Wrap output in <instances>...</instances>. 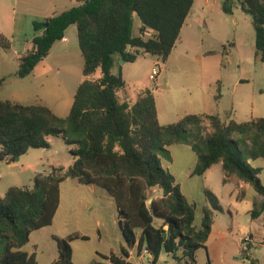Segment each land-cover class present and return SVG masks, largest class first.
<instances>
[{"label":"trees","instance_id":"obj_1","mask_svg":"<svg viewBox=\"0 0 264 264\" xmlns=\"http://www.w3.org/2000/svg\"><path fill=\"white\" fill-rule=\"evenodd\" d=\"M241 2L254 25L255 57L264 63V0ZM194 3L88 0L45 21H34L33 50L20 59L17 77L31 75L55 43L65 38L69 27L76 25L86 79L79 85L67 117L43 104L0 100V162L15 163L31 149L49 148V137H62L67 145L75 146L71 150L75 161L67 170L59 167L51 174H36L32 189L12 186L0 198V264H37L36 253L23 249L33 232L53 224L61 205V185L67 179L97 185L115 198L128 248L137 247L139 255L147 249L153 264L162 253L181 264H197V253L207 250L215 214L223 207L214 192L204 189L208 205L203 208L201 227L196 226V204L188 200L175 176L162 164L163 159L172 161L168 147L175 144L189 145L197 155L193 176H203L222 163L225 183L234 177L251 184L263 196L261 202L254 203L251 216L256 219L264 213L261 169L250 163L264 160V117L223 122L217 114H188L178 122L162 125L152 89L140 92L134 103L120 99L127 82L121 70L113 73L115 57L134 63L146 53L167 61ZM222 9L232 15L233 1L223 0ZM136 18L141 22L139 34H135ZM147 29L156 34L140 36ZM11 45V40L0 33V48L9 50ZM37 55L41 57L35 59ZM98 71L101 76L90 79ZM5 80L0 79V91ZM220 96L218 90L216 99ZM206 120L211 134L206 133ZM155 188L162 196L148 204ZM238 197L243 199L245 192ZM157 219L162 220L160 227L155 226ZM54 238L59 259L53 264H76L73 238ZM247 250L243 251L244 258H249ZM100 256L110 264H133L127 248L121 255Z\"/></svg>","mask_w":264,"mask_h":264},{"label":"crops","instance_id":"obj_2","mask_svg":"<svg viewBox=\"0 0 264 264\" xmlns=\"http://www.w3.org/2000/svg\"><path fill=\"white\" fill-rule=\"evenodd\" d=\"M68 1L67 0H0V33L4 34L7 38L11 40L12 45L9 50L13 51V55H14L12 60L11 59L8 60L7 57L5 56L6 54H1L0 52V79L6 78L3 87L1 88L0 95L9 80L12 81L11 85H13L12 88L11 85L9 88L10 97H6V99L0 98V100L2 101L9 100L24 105L43 104L50 107L57 115L61 117H67L69 115L72 105L74 103V98L77 89L79 85L86 79L84 73L81 75L80 73H78V71L77 72L73 71L70 68V66H72L75 63V59H77L78 69L81 68L83 70L84 67V58L81 49L79 47L77 26L72 25L71 27H69V29L66 31L65 38L63 40L56 42L53 48L51 49L49 55L45 57L35 67L33 73L23 79L17 77V72L19 69V61L29 51L33 50V41H32L33 36L31 38L25 39L24 43L16 42V33H17V25L19 23V16L24 19V22L27 26L30 25L33 28L34 21H45L50 17L61 14L62 12L67 11L72 7L76 6L75 3L71 2L70 0ZM222 3L223 0H195L193 8L181 30L180 38L177 41V43L179 41H182L183 36L185 35L186 40L189 42L191 41L193 45H195L196 53H194L193 61H195L197 64L199 63V65L202 68L201 75L197 76L198 77L197 88L201 91V93H199L195 97L192 96L189 100L192 103L196 104L197 111H192L188 114H200L204 116L217 114L220 116L223 122H228L229 120H235L239 122L238 120L239 108L247 104L249 105L248 111H244V114H242L243 119H241L242 120L241 122L249 121L253 118L264 117V115L258 114L259 111L264 112V100L261 99L256 100V98L252 99L251 96L247 94H241L238 100L235 99V94L241 91L240 87H242L245 84H248L250 79H246L241 74L237 75L235 72H232L228 69H225L224 70L225 72H222L220 78H218L210 70L209 68L210 65L205 66L206 62H209L210 56L214 54L212 53L213 51H209L207 50V48L203 46L202 36L203 35L205 36L204 30H206V28L209 29L211 28L216 17H220L221 14L228 15L224 13L222 9ZM238 10H243V7L241 6L234 7V12L232 16H235L236 11ZM140 27H141V22L138 18H136L135 34H139ZM177 43L172 53L178 50ZM233 46L235 48L234 44ZM0 50H5V49L0 48ZM129 50L134 51L133 48H129ZM189 54L190 52L188 49L186 52H183V55L185 56H189ZM141 55L150 56L149 54L146 53H142ZM169 58L167 59V61L169 60ZM118 59L120 60V58ZM167 61H165L164 63H167ZM136 62L134 63L126 62L120 64V67L118 69L119 70L118 73L121 70L122 75L125 81L127 82L126 89L120 92L119 95L124 93L122 95L127 99L126 101H129L131 103H134L136 101L137 96L140 92H142L147 88L152 89L151 86L148 85H142L134 89L130 87V83H134L135 78L133 75V70L131 67H129V65H134L136 64ZM160 75L158 77H160ZM100 76H101V72L98 71L95 75L91 76L90 79H97ZM213 86H216L214 92H212ZM54 89L55 90L57 89L59 91L62 90L64 96L67 99L64 97L65 98L64 100L61 99L58 100V102L53 105H48L45 98L49 96H54V93L52 92ZM208 89H210L211 91L207 93ZM227 89H231V92L233 93V101L230 103L229 107L225 109L224 107H222L221 110V105L224 101L226 95L225 91ZM218 90H220L221 93L219 100L216 99ZM153 92L155 94L154 90ZM165 92L167 91L162 90V93ZM261 95H264V93H262ZM68 97H70V99ZM155 98H156L160 123L162 125L168 124L167 122L162 121V118L164 117V110L166 111L167 109H164L163 106L162 109L163 117H161V108L158 100L159 96H156L155 94ZM213 103L216 104V106H218V109H220V111L212 113ZM208 123L209 121L206 120L205 124L210 125ZM49 142H50L49 148L41 149L42 152H36L37 155H40L41 161H32L29 159L24 164H21L22 168L27 167L30 171L32 169L36 170L32 179L33 182L32 187H27L29 189H32L34 186V177L36 174L48 173L53 168H59V167H63L65 168V170H67L71 165H73L75 161V158L71 153L72 156L69 158L67 157V159L65 160L66 163L70 164V166L67 168L64 165H62L63 163H61V161L57 158L58 151H56L54 154L48 157V153L51 152L54 147L52 137H49ZM75 148H76L75 146L71 149L68 148L67 151L71 152V150ZM33 150L34 149L29 150L27 154L20 157L19 160H16L15 163H11V164H8L6 162H0V163L7 164L9 167H16L21 163V161L25 157H29L28 155H31V153H33L32 152ZM45 161L47 162L44 163ZM250 163L252 164L253 167L261 169L260 178L262 183L264 184V160L263 159L250 160ZM218 164H221L223 169V164L222 163H218ZM216 165L210 168L203 176H199V177L201 178L206 177L205 178L206 180L211 179L215 173ZM192 172L190 176H193ZM223 173H224L223 177L225 179L226 175L224 169H223ZM71 181H74L75 183L81 185V187L84 189V191H86L89 194V196H92L96 199L93 202H89V201L86 202L83 207V212L78 214V217L80 219L88 216L89 217L91 216L94 219L93 235H90L85 231H80L79 229L75 231L72 228L71 222H66L63 219L62 220L58 219V213L62 205L61 202L60 208L57 212L53 224L49 227L33 232L30 236L29 243L24 247L23 250L29 254L36 253L37 264H53L59 259V249H58L57 241L54 238L55 236L59 238L72 237L73 240L71 244L73 247V252H74V242L80 240L83 241L92 240V236H93L98 241L96 252L99 261H97L96 263L101 262L105 264H110L109 261L102 259L100 255H105V256H111L112 254L121 255L123 248H127L130 254L129 261L132 262L133 264H136L133 262L134 255L137 254L140 258L142 257L138 254L137 247L128 248L127 246V243L124 239L123 233L119 225L118 206L115 198L111 196L107 190L97 185L94 184L83 185L79 183L78 180L67 179L65 182L62 183V185ZM230 182L236 184V191L235 193L232 194L234 197V202L232 207L236 209V211L239 213L240 207H242L243 203H246L244 204L245 208L251 214L254 209V203L261 202L263 200V196H261L259 193L256 192V194H254L251 197V199H249L248 191L250 187H253L251 184L241 182L234 177L231 178L227 183L225 182L224 183L228 184ZM14 186H18V185H14ZM19 187H25V186H19ZM208 187L211 188L210 186ZM209 188L205 187L204 189H209ZM8 189L5 191V193L8 191ZM153 191L157 193L156 198L162 196L161 190L155 188L153 189ZM211 191L214 192L213 190ZM242 191L245 192V197L243 199H239L238 196ZM5 193L3 192L0 193V198L3 197ZM189 201L191 203H194L191 200ZM47 229H50L51 232H46ZM214 230H215V217H214V224L212 227V231ZM221 233L223 235L232 234L226 231H221ZM246 236H250L253 241L252 243L249 244H245L243 241L244 243L243 247L244 249H248L247 251L249 253L251 251V248L254 245H256V241H258L259 239H264V213L260 217L253 219V227L244 234V237ZM43 246H47L48 248L50 247L48 252L43 249ZM74 262L77 263L75 260V252H74Z\"/></svg>","mask_w":264,"mask_h":264},{"label":"rangeland","instance_id":"obj_3","mask_svg":"<svg viewBox=\"0 0 264 264\" xmlns=\"http://www.w3.org/2000/svg\"><path fill=\"white\" fill-rule=\"evenodd\" d=\"M204 31L205 36H202V44L207 50L213 51L212 53L214 54L210 56L209 62H206L205 66L210 65V70L218 78H220L222 72H225V69H228L237 75L241 74L246 79H250L248 84L240 87L242 92H237L235 99L238 100L241 94H247L252 99L264 100V95H261L264 93V63L258 61L255 57V29L252 18L243 10L236 11L235 16L221 14L220 17L215 18L211 28H206ZM33 35L34 29L30 25L27 26L24 19L19 16L16 42L24 43L25 39L31 38ZM177 46L178 50L171 54L167 63H164L158 56L141 55L136 64L129 65L133 70L135 78L134 83H130V87L134 89L142 85L151 86L156 96H159L161 117H163V106L164 109H167L166 111L164 110L162 121L168 124L178 122L184 116L188 115V113L197 111L196 104L189 100L192 96L195 97L201 93L197 88V76L201 75L202 68L199 63L197 64L193 61L194 53H196L195 45L191 41H187L184 35L182 41L177 43ZM187 49L190 52L189 56L183 55V52H186ZM0 52L1 54H6L5 56L8 60H12L14 56L13 51L10 50H0ZM118 58L119 56H116L115 66L113 68L114 74L118 73L120 64H123V60H119ZM156 66L161 68V75L157 80H150V75ZM70 68L73 71H78L81 75L83 74V70L77 68V59H75V63ZM11 84L12 81L9 80L0 95L1 99L10 97L9 88ZM215 89L216 86H213L212 92ZM162 90L167 92L162 93ZM210 91L208 89L207 93ZM52 92L54 96L45 98L48 105H53L58 100H64L66 98L62 90L54 89ZM122 94L120 95V99L126 101L127 99ZM225 94L221 110L222 107L224 109L229 107L233 101L231 89H227ZM68 98L70 99V97ZM248 107L249 105L245 104L239 108V122L242 121V114H244V111H248ZM212 111V113H215L220 111V109L213 103ZM258 114L264 115V112L259 111ZM205 127L206 133L211 134L213 131L211 125L205 124ZM52 140L54 147L48 153V157L58 151L57 158L63 163L62 165L68 168L70 164L66 163L65 160L72 155L67 149H71L74 146L67 145L62 137H52ZM168 149L171 152L172 161L163 159V167L175 176L177 183L182 187L183 193L189 200L196 204V226L201 227L203 208L208 205V201L204 195L205 187H211L209 189L213 190L219 197L224 209V211L218 212L215 215V230L209 236L207 250L201 249L198 251L197 264H210L209 260L211 264H252V260H256V264H264V239L256 241V245L251 248V251L249 253L247 251L249 258H244V234L253 227V218L245 208L244 204L246 203H243L242 207H240L239 213L232 207L234 202L232 194L236 191V184L233 182L228 184L224 183L222 165L217 164L215 166V173L209 180H206V177L190 176L197 161V155L191 146L175 144L169 146ZM32 152L31 155H28L29 157H25L16 167H9L7 164L0 163V193H5L9 187L14 185L32 187V179L36 170L32 169L30 171L27 167H21V164H24L29 159L32 161H41L40 155L36 154V152H42L41 149H34ZM61 191L62 205L58 213V219L71 222L72 228L75 231L79 229L80 231H85L93 235L94 219L91 216L80 219L78 214L83 212V207L86 202H93L96 199L89 196L81 185L74 181L63 184ZM254 194H256V191L253 187H250L248 198L251 199ZM151 196L152 198L150 199H155L157 193L152 190ZM161 225L162 220L157 219L155 226L160 227ZM221 231L232 234L223 235ZM46 232L51 231L47 229ZM97 245L98 241L93 236L92 240L74 242L76 264H96L99 261L96 252ZM43 249L48 252L50 247L43 246ZM133 262L136 264H153L152 259L148 255L140 258L135 254ZM156 264L181 263L173 259L171 255L162 253Z\"/></svg>","mask_w":264,"mask_h":264},{"label":"built area","instance_id":"obj_4","mask_svg":"<svg viewBox=\"0 0 264 264\" xmlns=\"http://www.w3.org/2000/svg\"><path fill=\"white\" fill-rule=\"evenodd\" d=\"M71 2L75 3L77 6L85 4L88 0H70ZM156 32L152 29H147L144 33L140 34V36L144 38L152 37ZM161 68L156 66L153 68L152 74L150 75V80H157L158 76L160 75ZM52 170L48 172V174H51ZM252 238L250 236H246L244 238V243L249 244L252 243ZM144 255H148L151 259H153V256L150 254V252L147 249H144L141 257Z\"/></svg>","mask_w":264,"mask_h":264},{"label":"water","instance_id":"obj_5","mask_svg":"<svg viewBox=\"0 0 264 264\" xmlns=\"http://www.w3.org/2000/svg\"><path fill=\"white\" fill-rule=\"evenodd\" d=\"M232 1H233V5H234V7H236V6H241V7H243V3L241 2V0H232ZM48 25H49V23L46 22V23H45V27H48ZM40 57H41L40 55H37L35 59H39ZM123 63H126V62L123 60ZM17 160H19V158H18ZM152 201H153V199H150V200L148 201V204H151Z\"/></svg>","mask_w":264,"mask_h":264}]
</instances>
